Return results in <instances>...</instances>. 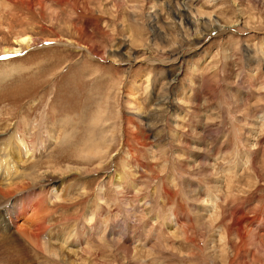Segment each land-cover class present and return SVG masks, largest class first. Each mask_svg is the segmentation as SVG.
Segmentation results:
<instances>
[{
	"label": "rangeland",
	"instance_id": "1",
	"mask_svg": "<svg viewBox=\"0 0 264 264\" xmlns=\"http://www.w3.org/2000/svg\"><path fill=\"white\" fill-rule=\"evenodd\" d=\"M23 35L0 52V144L24 138L18 174L56 168L29 188L42 244L65 264H264V0H0V50Z\"/></svg>",
	"mask_w": 264,
	"mask_h": 264
},
{
	"label": "bare ground",
	"instance_id": "2",
	"mask_svg": "<svg viewBox=\"0 0 264 264\" xmlns=\"http://www.w3.org/2000/svg\"><path fill=\"white\" fill-rule=\"evenodd\" d=\"M15 45L16 47H5L4 49L0 50L1 54L17 53L16 51H19L20 49H29L30 47L35 48L37 46V42L31 37L23 35L15 38ZM23 144L24 138L21 139L17 144V153L15 155L16 157H9L12 156L11 153H13L10 151L9 143L3 142L0 144V153L2 154V157H0V206L4 207L0 209V264H33L29 260H26V258L23 257V255L21 254L20 251L22 249L24 250V248H28L29 252H32L34 254L33 260H36V253L41 252L42 254H44V256H46V258L51 260L53 264H65L66 261L61 260V257H59V255H57L54 251H50V248L54 246H50L49 244L44 245L42 244V242L39 241L42 232H44L42 224L44 223V221L46 222V220H43L45 216L43 218H40V213H42V211H45L43 210L45 207H43L44 202H41L39 200L34 201L35 191L29 189L30 187L39 184V182H42L48 171L51 172L56 168L53 169L51 167V170V168L49 167V169L45 170L46 172H41V170H35L30 174L22 172L18 174L19 169L18 165L16 164H20L19 157H23L24 155L26 156V153L28 154L30 152L23 146ZM32 147L33 146L30 147L31 151ZM23 152L25 153L23 154ZM26 188L29 190L19 196L25 197L23 199L25 203H28L29 199L31 202H29L27 206L25 205V207L21 210L14 209L13 202L8 203L10 206H12V209H10L7 205V198L12 194V191L14 189L23 190ZM15 198L13 199V201L15 200ZM20 204V202H17V206H19ZM6 205L7 207L5 208ZM27 212L29 213L28 217L30 219H28L27 217L29 221L26 219L27 223L21 225V228H19L16 224V221L19 220V218ZM87 218L89 219V217ZM87 222L90 221L88 220ZM12 227L17 229V232L18 234H20V236H18V234L14 235L12 233V231L10 230V228ZM90 234L87 236L86 239L91 238ZM21 239H24L26 241H21V244H19ZM61 242L65 243L64 239H62ZM93 259H91V264H97L95 263L97 262L96 259H94V261Z\"/></svg>",
	"mask_w": 264,
	"mask_h": 264
}]
</instances>
